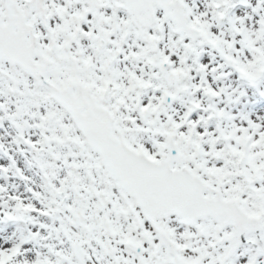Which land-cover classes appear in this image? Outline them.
<instances>
[{
	"label": "rangeland",
	"instance_id": "374dc122",
	"mask_svg": "<svg viewBox=\"0 0 264 264\" xmlns=\"http://www.w3.org/2000/svg\"><path fill=\"white\" fill-rule=\"evenodd\" d=\"M82 1L86 4V0ZM184 2L187 15L199 17L202 23L200 36L214 45L195 41L181 52L177 71L168 68L163 72L162 58L153 59L148 51L164 38L179 37L169 22L161 20L139 34L130 12L131 43L114 39L106 49L99 50L94 43L83 40L72 47V52L81 50V58H71V51L61 49L64 38L60 30L70 24L66 17L79 10L80 0H49L59 12L53 14L49 30H40V43L45 49L54 40L60 58L53 53L49 56L52 63L47 75L57 83L82 79L96 89L127 82L124 90L135 94L140 83L133 72L144 71L147 87L141 97L145 99V120L134 127L130 141L145 144L149 156L162 158L167 154L166 138L174 132L183 162L192 168L201 166L206 179L218 186L224 196L234 198L244 211L257 216L264 226V0ZM233 5H237V22L231 19L232 11L225 15ZM232 26L239 31L229 29ZM160 27L162 35L158 34ZM139 40H145L146 58L144 67L136 68L134 58H122L125 53L119 50L127 42L126 47L134 49ZM17 83L18 88L37 90L36 85L32 88L29 83ZM163 89L174 93V107L161 102ZM138 101L129 97L126 102L132 109ZM3 111L11 116L6 119L14 129L12 134H0V264H86L89 244L75 246L73 240L82 234L77 212L81 202L72 195L73 181L109 191L111 204L115 203L119 210L125 204V199L118 200L123 198V191L108 178L98 156L76 135L68 141L59 136L56 142L51 134L50 138L40 134L39 122H18L15 105H8ZM172 112L174 125L165 122V116ZM58 113L56 118L65 117L68 128L76 132L68 114L62 110ZM1 115L2 112L0 118ZM2 129L7 131L6 126ZM19 135L27 147L19 142ZM75 164L80 169L74 172ZM61 185L72 195L66 211L57 209L54 195V189ZM100 203L96 201L99 208ZM111 204L100 210L110 213ZM19 244L23 247L16 253ZM99 246L94 245L96 250Z\"/></svg>",
	"mask_w": 264,
	"mask_h": 264
},
{
	"label": "water",
	"instance_id": "95a60500",
	"mask_svg": "<svg viewBox=\"0 0 264 264\" xmlns=\"http://www.w3.org/2000/svg\"><path fill=\"white\" fill-rule=\"evenodd\" d=\"M22 1L24 10L20 9L17 0H1L5 11H0V58L31 73L70 113L89 148L98 153L107 174L134 198L144 216L153 224L156 218L172 213L189 223L212 216L218 221V229L225 225L233 227L229 236L217 239V243L225 240L229 242L225 257L241 243L250 244L256 252L264 255V241L258 234L261 226L257 219L245 214L233 199L223 198L216 186L203 179L198 172L199 166L196 171H192L182 164L181 153L173 135L168 141L169 156L160 162L153 161L143 153L134 151L123 139L113 136L112 114L107 108L94 102L87 86L78 81L58 85L46 76L47 60L38 47L34 22L26 21L32 5L35 4V13L45 23V8L42 0ZM129 3L142 25L146 26L155 21V7L158 6L175 23L178 31L193 38L194 30L187 25L182 4L178 0H129ZM165 100L169 102L170 96ZM103 101L106 102V92L103 94ZM56 193L61 202L66 200L63 189ZM129 209H132L131 205ZM157 231L165 240L168 250L175 254L166 234L160 228ZM252 231L257 234L256 238L247 240V234ZM129 247H135L140 252L139 245L129 244ZM220 261L223 263L224 259ZM139 264H142L141 259Z\"/></svg>",
	"mask_w": 264,
	"mask_h": 264
},
{
	"label": "flooded vegetation",
	"instance_id": "af4514ba",
	"mask_svg": "<svg viewBox=\"0 0 264 264\" xmlns=\"http://www.w3.org/2000/svg\"><path fill=\"white\" fill-rule=\"evenodd\" d=\"M124 15H125V12H124ZM93 16H94V20H95V23H99L100 25H102V26H108V24H109V20L108 19H106V18H101V19H99V20H97V14H96V12L94 11V7H93ZM72 20L73 19H71V22H72ZM76 20H78L77 18H76ZM96 24V25H97ZM77 28V25L75 26V28L73 29V31L75 30ZM98 29H100V28H98ZM112 31L114 32L115 30H116V27L114 26V24L112 25ZM66 37V36H65ZM109 38V41H110V37H108ZM70 40L71 39V36L70 35H68L66 38H65V40ZM57 53V52H56ZM75 55L77 56V57H80V52L79 51H77L76 53H75Z\"/></svg>",
	"mask_w": 264,
	"mask_h": 264
}]
</instances>
